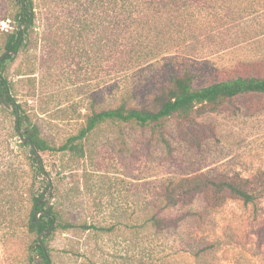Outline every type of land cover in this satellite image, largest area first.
I'll return each mask as SVG.
<instances>
[{
  "label": "rangeland",
  "instance_id": "rangeland-1",
  "mask_svg": "<svg viewBox=\"0 0 264 264\" xmlns=\"http://www.w3.org/2000/svg\"><path fill=\"white\" fill-rule=\"evenodd\" d=\"M15 1L0 0V10L13 11ZM136 26L146 48L162 58L134 66L115 85L109 63L95 58L94 29L85 34L83 47L91 58L75 67L55 65L51 57L39 68L40 40L39 47L21 50L7 63L3 74L14 84L15 102L51 146L77 134L93 99L113 105L127 93L149 104L163 59L175 66H227L264 55V0H175L162 17L148 16ZM12 28L9 19L0 20V30ZM196 121L199 126L188 130L170 118L168 146L148 126L103 124L85 138L79 165L64 173L59 171L64 157L41 152L45 175L39 189L46 182L57 188L53 196L46 191V198L73 225L46 240L52 264H264V94L236 97ZM9 157L23 159L15 152ZM198 175L251 180L253 199L225 195L214 205L212 191L201 192L161 212L180 218L175 230L150 235L145 220L160 210L164 181ZM82 224L97 229L83 230ZM133 226L141 227L136 237ZM21 231L0 245V264H30L28 245L35 237Z\"/></svg>",
  "mask_w": 264,
  "mask_h": 264
},
{
  "label": "trees",
  "instance_id": "trees-1",
  "mask_svg": "<svg viewBox=\"0 0 264 264\" xmlns=\"http://www.w3.org/2000/svg\"><path fill=\"white\" fill-rule=\"evenodd\" d=\"M175 0H16L15 9L0 10V20L9 19L12 29L0 30V245L17 236L23 228L25 236L35 238L28 245L30 264H52L51 254L45 244L57 229L66 231L73 225L61 220L62 211L46 198L51 196L49 182L39 189L45 175L41 152L54 151L65 158L59 171L78 166L86 155L84 140L103 124H130L148 126L162 142L166 122L175 118L178 126L188 130L199 126L196 117L217 111L223 104L245 95L264 94V55L252 59H240L232 65L215 66L208 62L195 65L181 62L175 66L171 61H161L154 92L148 97L149 104L140 103L129 94H121L113 105H105L94 99L83 114L84 123L77 134L68 137L58 146H51L32 124L29 115L16 103L12 91L14 84L3 73L8 62L14 61L22 50H34L40 44L44 54L43 68L48 63L73 66L89 60L83 51L89 31L95 30V58L109 63L115 77L113 85L134 66L157 61L160 54L147 49L136 26L148 16L162 17L166 7ZM77 47L76 54L72 52ZM34 70V69H33ZM31 71V70H30ZM29 71V72H30ZM32 73V71L30 72ZM222 75V76H219ZM212 78L203 83V79ZM20 131V132H19ZM30 136V141H20ZM16 138V140H14ZM11 140L14 146L11 145ZM33 143L34 148L30 147ZM23 158L13 161L9 156ZM64 160V159H63ZM248 179L228 178L221 180L203 176L168 178L162 189L160 210L146 218L150 235L159 236L178 227L180 218L167 217L162 211L178 204H188L204 191H212L209 199L214 205L229 195L244 202L253 199ZM42 210L38 215V211ZM58 220V222H55ZM54 227L49 232L51 225ZM83 230L97 229L82 224ZM19 229V230H18ZM134 237L141 227L133 226ZM22 232V231H21ZM40 242L38 241L39 236ZM137 254L134 258H139Z\"/></svg>",
  "mask_w": 264,
  "mask_h": 264
},
{
  "label": "water",
  "instance_id": "water-1",
  "mask_svg": "<svg viewBox=\"0 0 264 264\" xmlns=\"http://www.w3.org/2000/svg\"><path fill=\"white\" fill-rule=\"evenodd\" d=\"M19 132H20V131H19ZM19 134H20V138H21L20 141L23 142V141H26V140H27V141H30V140H31L30 136H28V137H23V136L21 135V133H19ZM30 147H31V148H34L33 143H30ZM47 178L49 179L48 176H47ZM41 211H42V210H39L38 213H37V215H38ZM53 227H54V224L51 225L49 232L52 231ZM41 237H42V235H40L39 238H38V241H39V242H40V238H41Z\"/></svg>",
  "mask_w": 264,
  "mask_h": 264
}]
</instances>
